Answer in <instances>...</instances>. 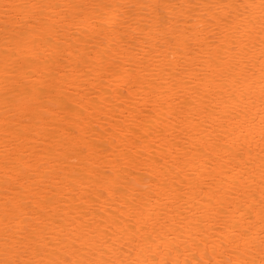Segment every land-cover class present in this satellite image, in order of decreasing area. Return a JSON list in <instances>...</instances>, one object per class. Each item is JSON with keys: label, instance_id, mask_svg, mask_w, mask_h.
<instances>
[{"label": "bare ground", "instance_id": "bare-ground-1", "mask_svg": "<svg viewBox=\"0 0 264 264\" xmlns=\"http://www.w3.org/2000/svg\"><path fill=\"white\" fill-rule=\"evenodd\" d=\"M0 264H264V0H0Z\"/></svg>", "mask_w": 264, "mask_h": 264}]
</instances>
